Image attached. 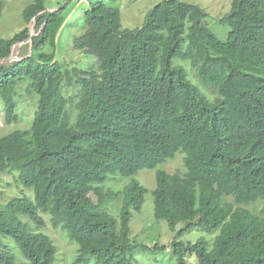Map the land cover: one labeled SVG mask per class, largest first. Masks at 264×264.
<instances>
[{
    "label": "trees",
    "instance_id": "1",
    "mask_svg": "<svg viewBox=\"0 0 264 264\" xmlns=\"http://www.w3.org/2000/svg\"><path fill=\"white\" fill-rule=\"evenodd\" d=\"M230 2L219 19L230 28L225 40L194 3L161 0L141 26L123 28L118 7L92 2L84 25L96 29L100 57L87 70L55 59L64 5L49 11L44 0H26L23 27L0 38V60L21 42L30 50L0 63V101L7 123L18 120L19 85L36 106L28 128L0 136V172L17 171L33 196L0 206V264L18 261L5 237L29 264H55L54 242L22 220L41 229L43 215L77 243L75 264H132L134 250L151 249L130 235L131 211L148 192L135 175L177 151L185 172L157 168L151 190L154 217L175 231L177 263L189 252L198 264H264V217L244 207L264 204V0ZM176 59L189 61L196 84ZM66 86L76 89L73 112ZM123 177L121 189H103ZM114 200L116 215L102 209ZM194 227L217 234L211 243L179 239Z\"/></svg>",
    "mask_w": 264,
    "mask_h": 264
},
{
    "label": "rangeland",
    "instance_id": "2",
    "mask_svg": "<svg viewBox=\"0 0 264 264\" xmlns=\"http://www.w3.org/2000/svg\"><path fill=\"white\" fill-rule=\"evenodd\" d=\"M101 1L109 6L118 7L120 9L121 25L123 28H135L142 25L145 15L161 0H44L46 4V10L55 11L63 6L61 14H63V23L56 34V45L54 49L55 59L59 62L68 66L70 63L75 64L79 68L91 69L98 68V57H100V50L96 40V29L93 27H86L84 25V14L89 9V4L92 2ZM189 3H194L204 8L208 14L206 25L209 29L216 34V36L225 40L227 38V32L230 28L223 26L219 23V19L227 12L230 8V0H181ZM26 3V0H3V10L0 16V38H6L12 35L15 31L23 27L24 23L20 16V10ZM59 5V6H58ZM34 22L30 23V34L35 33ZM36 34V33H35ZM30 46L27 49L23 48V44H16L13 47V54L22 56L29 52ZM47 49L46 51H48ZM175 64L183 65L187 72L188 78L192 83L196 84L195 70H191L184 66L189 65L187 60L174 61ZM193 80H192V79ZM195 80V81H194ZM209 87V92L210 91ZM65 95L68 100V109L73 112V108L76 101V89L71 86L64 88ZM17 99V114L18 120L11 123L5 121V114L3 111V104L0 101V136L13 129H25L28 128L33 112L35 110L36 101L33 96H29L26 93V86L21 84L18 87ZM183 155L181 151H177L173 157L167 159L164 163L156 166L153 169H142L136 175L135 178L140 184L144 185L148 192L144 196L143 203L138 211H131L130 230L131 238L135 243L146 245L151 247L149 250H134L132 252V264H178L175 256L170 252V244L174 238L175 231L169 229L167 223L164 220H157L153 214V197L151 190L155 187L154 173L157 168H162L169 173L178 172L182 174L185 172L183 165ZM17 171L14 173L0 172V206L4 205L12 197H29L32 198L33 191L25 188L16 179ZM114 176L113 174L109 175ZM118 176V175H117ZM128 178H110L104 182L103 189L111 188L113 190L121 189L123 185L128 182ZM89 197L94 202L97 201L96 196L93 192H89ZM226 200H233L231 197H227ZM116 203V204H114ZM248 210L259 214L264 217V204L261 199L254 203L245 205ZM119 202L114 200L106 203L102 206V209L112 215L118 213ZM46 220V226L37 229L36 226L29 220L22 218L26 222L31 231L42 232L48 235L57 248L55 264H75L73 262L77 255L78 245L75 241L70 240L64 235L60 228H55L49 223V217L43 215ZM181 228V225L177 226L175 230ZM215 234L207 233L197 227L191 228L184 232L179 239L184 242H193L198 238H204L211 243ZM5 237L3 240L12 250L16 253L15 257L18 259L17 264H29L22 260L15 246L11 244ZM11 241V240H10ZM162 248L153 249L154 244ZM185 264H198L197 258L194 253H186ZM82 264V263H80ZM93 264V260L90 259V263Z\"/></svg>",
    "mask_w": 264,
    "mask_h": 264
},
{
    "label": "water",
    "instance_id": "3",
    "mask_svg": "<svg viewBox=\"0 0 264 264\" xmlns=\"http://www.w3.org/2000/svg\"><path fill=\"white\" fill-rule=\"evenodd\" d=\"M35 35V33L34 34H30V37L27 39V40H30L31 39V37L33 38V36ZM21 45L23 44V42H21L20 43ZM18 59H21L19 56H18V54L16 53V54H11L7 59H5V60H0V63H5V62H10V61H13V60H18Z\"/></svg>",
    "mask_w": 264,
    "mask_h": 264
}]
</instances>
